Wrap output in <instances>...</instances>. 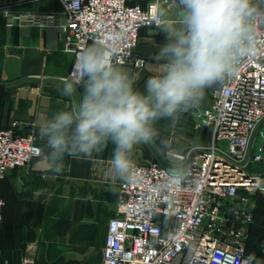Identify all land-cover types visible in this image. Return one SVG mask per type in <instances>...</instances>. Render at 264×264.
Segmentation results:
<instances>
[{
    "label": "built area",
    "instance_id": "2783aa9c",
    "mask_svg": "<svg viewBox=\"0 0 264 264\" xmlns=\"http://www.w3.org/2000/svg\"><path fill=\"white\" fill-rule=\"evenodd\" d=\"M63 9V52L76 56L89 43L113 33L122 39L115 62L137 75L145 67L135 55L140 31L154 23L163 8L174 15L172 0H58ZM8 26L12 15L4 11ZM27 25L54 23L51 14L28 15ZM194 129L209 127L211 140L184 155L183 164L159 162L136 165L133 179L120 184L116 215L108 221L103 260L99 264H244L254 223L253 196L264 192V175L250 172L263 158L264 138V22L257 28L253 48L240 59L235 74L212 93L211 105L190 111ZM19 123L0 129V182L10 170L40 156L31 132L18 133ZM5 200L0 195V225ZM83 264V263H80Z\"/></svg>",
    "mask_w": 264,
    "mask_h": 264
},
{
    "label": "crops",
    "instance_id": "0c3cea01",
    "mask_svg": "<svg viewBox=\"0 0 264 264\" xmlns=\"http://www.w3.org/2000/svg\"><path fill=\"white\" fill-rule=\"evenodd\" d=\"M4 11L13 17L10 26ZM62 12L58 0H0V129H10L17 122L18 133L31 132L41 149L40 156L10 170L0 182V195L5 200L0 264H99L103 260L108 221L116 215L123 181L105 174L112 155L111 144L91 160L66 156L59 171H53L44 160L47 148L38 134L39 123L57 110L69 108L76 99L66 98L61 92L63 81L59 78L67 74L72 60L63 52ZM37 14L53 15V25L40 27L23 22L28 15ZM164 43L161 29L140 31L135 55L144 58L146 66L136 75L137 89L142 91L144 82L161 71L164 61L157 57ZM123 67L133 73L130 67ZM219 86L209 87L194 108L209 107L212 93ZM192 109L181 115L175 128L171 127L180 133L179 139L170 136L167 140L164 120L157 122L160 137L152 144L138 145L133 164L159 162L177 169L183 164L174 155H184L191 146L210 141L211 128L194 129ZM187 136L192 141L184 148L180 144ZM262 144V160L252 163L249 170L263 176L264 138Z\"/></svg>",
    "mask_w": 264,
    "mask_h": 264
},
{
    "label": "clouds",
    "instance_id": "9594fccd",
    "mask_svg": "<svg viewBox=\"0 0 264 264\" xmlns=\"http://www.w3.org/2000/svg\"><path fill=\"white\" fill-rule=\"evenodd\" d=\"M172 6L173 16L161 8L154 21L165 35L157 57L164 63L142 91L138 77L115 62L120 34L113 33L111 41L101 38L76 56L61 87L75 103L38 126L47 148L44 160L53 171L66 156L91 160L111 144L105 174L132 180L135 148L160 137L157 122L168 120L175 128L209 87L231 78L264 22V0H172ZM254 261L259 264L249 255L244 264Z\"/></svg>",
    "mask_w": 264,
    "mask_h": 264
},
{
    "label": "rangeland",
    "instance_id": "374dc122",
    "mask_svg": "<svg viewBox=\"0 0 264 264\" xmlns=\"http://www.w3.org/2000/svg\"><path fill=\"white\" fill-rule=\"evenodd\" d=\"M148 1L149 0H132V2H136L140 5L146 4V2H148ZM135 51H136V49H135ZM145 66H146V64H145ZM144 69H145V67L143 68V70ZM33 88H36V87H30L29 89H33ZM172 130L173 129H171V127H170V122L168 120H164V126H163L164 137L167 138V140L170 139V136L172 137L173 140L179 139L178 135H180V133H178V131L176 132V131H174V130L172 131ZM178 130H180L179 127H178ZM194 131L197 133L196 130H194ZM198 132L200 133V131H198ZM26 133H27V130H26ZM168 133H169V135H168ZM191 141H192V138L190 136L189 137L187 136L186 139L181 140L182 144H180V146L187 148L191 144ZM205 141L206 142L201 144V145H205L209 142L207 140H205ZM201 145H199V146H201ZM191 147L194 148V145ZM195 147H197V146H195ZM150 160H152V159H150ZM253 199L255 200V203H256L255 216H254V223H253V226L251 228L252 231H251L249 238H248L246 251H247L248 256L254 255V257L256 258V261H258L259 264H264V192L263 191H257V193L254 194ZM116 209H117V206H115V212H116ZM3 219H4V213H3ZM2 225L3 224H1L0 226H2ZM253 264H255V261L253 262Z\"/></svg>",
    "mask_w": 264,
    "mask_h": 264
},
{
    "label": "trees",
    "instance_id": "16d2710c",
    "mask_svg": "<svg viewBox=\"0 0 264 264\" xmlns=\"http://www.w3.org/2000/svg\"><path fill=\"white\" fill-rule=\"evenodd\" d=\"M252 230V229H251ZM251 233V232H250Z\"/></svg>",
    "mask_w": 264,
    "mask_h": 264
}]
</instances>
